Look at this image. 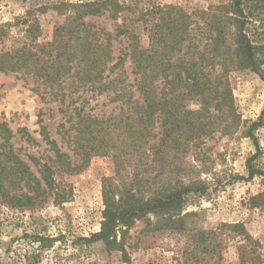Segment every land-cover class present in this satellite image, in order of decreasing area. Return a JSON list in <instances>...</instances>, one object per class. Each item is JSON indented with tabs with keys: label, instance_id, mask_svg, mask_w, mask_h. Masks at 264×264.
Listing matches in <instances>:
<instances>
[{
	"label": "rangeland",
	"instance_id": "1",
	"mask_svg": "<svg viewBox=\"0 0 264 264\" xmlns=\"http://www.w3.org/2000/svg\"><path fill=\"white\" fill-rule=\"evenodd\" d=\"M76 1H0V50L52 41L55 28L66 18L62 4ZM120 1L131 8L129 13L116 19L108 13L92 16L94 22L114 34L118 24H127L147 54L152 53L157 33L162 101H174L179 117L202 118L206 129L189 151L180 150L181 158L169 156L163 171L158 176L153 171L146 184L174 192L181 184L195 182L193 188L199 190L184 194L182 201L166 209L132 219L128 228H117V242L124 243L126 254L118 243L89 241L102 226L104 183L116 176L114 158L96 154L79 173L61 170L39 122L43 119L63 151L74 154L58 131L65 121L59 100L43 99L36 90L40 79L32 74L0 72V122L10 129H0V145L13 148L33 171L15 184L14 192L23 197L33 196L38 188L45 190L44 201L23 198L33 204L24 207L3 202L0 194V264H264L262 177L238 178L248 176L246 162L256 152L248 132L264 110V79L246 65L239 51L233 1ZM243 6L247 33L255 43L264 42V8L257 0ZM126 45L127 37L118 35L114 53L119 55ZM128 65L129 61L125 68L130 71ZM191 70L201 72L205 93L192 81L189 87L171 85L177 72L185 77ZM84 104L95 114H110L116 107L106 94L82 96L76 105ZM26 132L34 139L28 141ZM253 132L264 150V116ZM30 155L41 163H33ZM256 162L264 167L262 158ZM39 235L57 239L41 249L34 239Z\"/></svg>",
	"mask_w": 264,
	"mask_h": 264
},
{
	"label": "trees",
	"instance_id": "2",
	"mask_svg": "<svg viewBox=\"0 0 264 264\" xmlns=\"http://www.w3.org/2000/svg\"><path fill=\"white\" fill-rule=\"evenodd\" d=\"M232 1L237 14L239 51L241 48L246 65L264 79V42L255 43L247 33L249 20L245 17L243 5L249 0ZM257 1L264 8V0ZM62 6L66 18L55 28L53 40L32 47L23 45L13 50H0V72L32 74L36 80L40 79L36 90L43 99L59 100L65 121L59 124L58 131L74 154L63 151L57 140L51 138L48 127L43 125V119L39 122L42 124L41 134L55 152V161L61 170L79 173L89 164L93 155H112L116 163V176L104 183L102 226L100 231L91 234L89 241L101 239L108 245L118 243L126 254L124 243L117 242V228H128L132 219L147 212L166 209L182 201L184 194L199 190L193 188L197 183L190 182L181 184L174 192H163L155 185L148 186L146 182L151 181L148 179L153 171H157L155 176L163 171L169 156L171 159L181 158L180 150L184 153L189 151L192 143L202 139L200 137L206 129L202 118L198 121L194 117H179L173 110L174 101H162L157 84L158 68L162 61L157 33L152 53L147 54L139 36L127 24H118L114 34L96 24L92 18L108 13L116 19L122 16L121 13H129V6L120 0H78L65 2ZM34 24L26 32L31 31ZM220 27L221 24L218 29ZM2 34L0 29V36ZM118 35L127 37V45L123 52L116 55L113 42ZM127 61L130 71L125 68ZM187 73L183 77L177 72L171 85L185 84L189 87V81H192L198 91L205 93L206 82L201 72L191 70ZM89 93L91 96L106 94L110 102L116 103V107L110 114H95L93 109H86V104L76 105L82 96ZM83 99L85 103L88 100L86 97ZM163 114H166L164 118ZM263 116L264 110L260 120L248 132L256 147V152L246 162L248 176L238 178L261 176L264 187V167L256 162L259 158L264 162V150L253 132L254 128L261 125ZM1 128L10 131L5 122H0ZM27 137L28 141L34 139L29 134ZM6 147L0 145L2 201L18 207L33 205L31 201L24 202L23 198L44 201L41 198L45 194L44 188L35 190L33 196L24 193L21 198L14 192L15 184L28 175L32 176L33 171L27 161L14 153L13 148ZM29 160L36 165L41 163L31 155ZM45 180L48 183L50 181L47 178ZM34 239L44 249L51 247L57 238L39 235Z\"/></svg>",
	"mask_w": 264,
	"mask_h": 264
}]
</instances>
